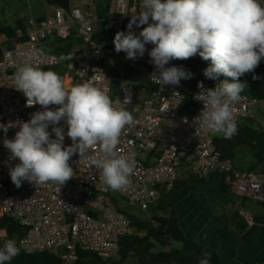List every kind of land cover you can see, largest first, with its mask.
<instances>
[{"label":"built area","instance_id":"built-area-1","mask_svg":"<svg viewBox=\"0 0 264 264\" xmlns=\"http://www.w3.org/2000/svg\"><path fill=\"white\" fill-rule=\"evenodd\" d=\"M142 2L112 0L101 21L81 8L55 9L52 16L17 29L13 39L0 38V124L10 126L7 133L0 129V222H15L26 230L19 247L27 256L62 254V264H77L80 250L112 260L118 254L121 240L132 237L134 232L129 218L113 206L109 196L115 195L147 213L159 205L164 193L175 190L182 167L188 168L191 177L198 181L219 178L249 224L254 218L246 212L247 203L264 206V173L242 171L231 161L222 160L214 143L217 133L206 130L200 120H195L203 109V102L193 98L199 91H191L181 84L163 85L151 76L156 69L148 51L154 45L147 44L145 54L131 60L126 59L125 52L117 53L114 48L97 42V28L101 23L107 26L106 30L118 27L126 33L129 21L143 10ZM260 3L264 6V0ZM146 26L134 24L132 31L139 35ZM72 38L81 43L84 52L49 54L58 42ZM114 59L127 71L147 80L153 90L137 92L123 77L112 80L101 65L105 63L118 70ZM29 62L59 74L66 90L94 76L91 78L94 86L105 91L116 108L122 106L118 98L123 102L130 94L131 103L124 107L131 112L133 122L122 129L116 147L118 156L135 161L134 172L125 188L119 191L108 188L101 170L91 165V159L104 156L99 144L81 158L78 153L71 156L69 165L74 175L63 185L55 182L35 185L24 181L17 188L12 183L9 168L19 161H9L10 152L3 141L14 139L19 131L17 122L28 121L32 113L43 110L39 104L26 106V97L15 88L18 67ZM170 66L178 67L176 59L166 65ZM222 80L217 79L211 87L204 88L213 89ZM240 95L241 99L232 104L237 133L246 121L264 127V100L254 101L243 93ZM189 104L197 111L189 112ZM48 107L55 110L58 106ZM165 125H173L177 134L169 130L170 136L164 139ZM58 126L67 133L63 120ZM51 129L50 125L48 131L54 139ZM71 143L65 135L64 146Z\"/></svg>","mask_w":264,"mask_h":264},{"label":"clouds","instance_id":"clouds-1","mask_svg":"<svg viewBox=\"0 0 264 264\" xmlns=\"http://www.w3.org/2000/svg\"><path fill=\"white\" fill-rule=\"evenodd\" d=\"M142 8L129 21L126 33L115 34V51L136 60L145 54L147 44L154 45L148 51L156 69L151 76L163 85H179L193 75L182 67H166L171 60L198 54L210 61L204 76L216 80L222 75L225 79L213 89H205L203 82H198L201 91L193 98L203 102V109L195 120H200L206 130L231 139L238 131L232 104L248 87L240 78L253 73L264 58V6L260 0H143ZM134 24L147 26L137 35L132 31ZM91 78L66 90L61 76L52 70H42L30 62L18 67L16 90L26 97V106L39 104L43 110L32 113L28 121L17 122L19 131L14 139L3 141L10 152L9 161H19L9 168L17 188L24 181L63 185L74 175L69 165L71 156L78 153L81 158L97 144L104 156L90 163L101 170L104 184L113 191L129 184L135 161L118 156L116 147L122 129L133 122L131 112L124 107L131 103L130 94L123 102L118 98L122 106L116 108ZM50 105L58 107L51 110ZM62 120L67 125L66 134L58 126ZM50 125L54 139L48 131ZM9 127L0 124L5 133ZM65 135L72 141L68 146H64ZM20 251L15 239H7L0 247V264H10ZM210 256L205 251L199 264H209Z\"/></svg>","mask_w":264,"mask_h":264},{"label":"trees","instance_id":"trees-1","mask_svg":"<svg viewBox=\"0 0 264 264\" xmlns=\"http://www.w3.org/2000/svg\"><path fill=\"white\" fill-rule=\"evenodd\" d=\"M6 0H0V4ZM112 0H99L97 3L96 17L98 20L105 18L107 8ZM49 7L55 9H65L69 11L70 0H46ZM30 21L20 20L14 26H8L0 18V38L3 40L13 39L17 29H25ZM101 31L106 29V25L101 23L99 25ZM119 31H123L119 28ZM76 40V39H75ZM97 40V39H96ZM72 40L58 44L63 46L65 53L72 50ZM78 41V40H77ZM79 42V41H78ZM98 42V41H97ZM80 43V42H79ZM101 45L108 46V41L105 39L100 41ZM69 50V51H68ZM178 67L191 72L192 78L181 80L180 84L191 91H200L198 82H203V87H211L217 79H225L222 75L216 80L209 79L204 76V69L210 65V61L203 60L198 54L194 58L186 60L176 59ZM102 68L106 69L108 76L116 81L121 79L131 85L137 92L140 90H153V87L147 80L143 79L136 73L129 71H122L118 68L115 70L108 64H102ZM253 75L260 78L253 80ZM230 79V78H229ZM242 81H247L248 87L242 92L250 100L263 101L264 100V58L261 59L259 66L253 73H246L240 78ZM115 90L117 83L114 84ZM189 112H196L197 108L189 104ZM214 143L222 160L231 161L238 169L253 174L264 173V127L256 125L254 122L246 121L237 134L231 139H225L222 136L215 137ZM192 180H195L192 178ZM198 180H195L196 182ZM201 182L202 181H198ZM184 183H179L182 186ZM179 185L175 190L169 194L164 193L162 200L169 199L168 205L164 208L169 210V215L164 220L157 217L150 221L144 220L140 217L130 215L122 211L117 202L113 201L109 196L110 202L120 212L125 214L131 224L134 232L132 237H125L121 240L119 245V261L104 260L98 255L78 251L77 264H125L131 257L137 259L139 264H199L200 259L205 251L211 253L209 264H222L219 257L212 251L189 241L182 230L180 229L177 216L175 213V206L189 195V192L178 191ZM224 189V188H223ZM224 191H226L224 189ZM163 200V201H164ZM162 201V202H163ZM153 209V208H152ZM6 230V239L0 240V247L4 245L7 239H15L17 245L26 235V230L18 223L9 222ZM174 244L182 246L181 250L172 249ZM63 255L43 254L37 256H27L22 251L17 255L10 264H62Z\"/></svg>","mask_w":264,"mask_h":264},{"label":"crops","instance_id":"crops-1","mask_svg":"<svg viewBox=\"0 0 264 264\" xmlns=\"http://www.w3.org/2000/svg\"><path fill=\"white\" fill-rule=\"evenodd\" d=\"M89 3L84 4L85 9ZM54 11L55 8L51 16ZM74 42L79 43L74 39L72 45ZM194 181L178 184L175 192L177 195L185 190L189 192L174 209L185 237L214 252L222 264H264V210L248 212L246 206V212L254 218L249 224L239 212L236 200L224 191L219 178L210 177L202 183ZM168 202L165 198L162 209ZM166 211L169 210L165 214Z\"/></svg>","mask_w":264,"mask_h":264},{"label":"rangeland","instance_id":"rangeland-1","mask_svg":"<svg viewBox=\"0 0 264 264\" xmlns=\"http://www.w3.org/2000/svg\"><path fill=\"white\" fill-rule=\"evenodd\" d=\"M98 1L99 0H70V5L73 8L74 7L81 8L82 10H84V12H87L95 16L97 13ZM88 2H90L89 4L91 5V7H87L85 9L84 7L86 5L84 4ZM52 12H53V8L48 6L46 0H6L0 4V18L8 26H14L20 20H28L30 22L37 23L39 21H42L50 17ZM117 31H119L118 27H113L111 30L105 29L104 31H101V28L98 27L96 39L99 44H101L100 41L106 39L108 41V46L115 49L113 40ZM63 50H65L63 46L57 44L53 49V51L49 52V54L50 55L64 54L65 51ZM70 51L73 53H81L85 51V48L80 43L74 42L72 46V50ZM195 56L191 58H194ZM113 61L117 66V68H119L122 71L125 70L127 71V69L119 61L115 59ZM259 118L261 117L259 116ZM164 129H165V132L163 133L164 139H167L170 136L169 130H171L173 134H177V131L175 130V127L173 125H165ZM220 136H222V134L217 133L216 137H220ZM179 179H181L182 183L192 181V177L188 168L182 167L180 169ZM111 198L113 201L117 202L119 208L125 213L140 217L147 221H150L152 218L155 217L164 220L165 217L169 214V211H166L165 214L164 212L165 210L162 209L163 206L162 201L164 200V199L162 200V198L160 200L159 205L153 209H150L147 213H142L141 210L137 207L129 206L126 201L122 200L121 198L115 195H111ZM108 200L111 201L109 198ZM246 206L248 212H252L251 209L264 210V206L252 202L247 203ZM5 239H6V233L0 232V240L4 241ZM172 249L181 250L182 246L179 244H174ZM112 260L119 261L120 260L119 254L115 255ZM125 264H139V263L137 259L131 257Z\"/></svg>","mask_w":264,"mask_h":264},{"label":"water","instance_id":"water-1","mask_svg":"<svg viewBox=\"0 0 264 264\" xmlns=\"http://www.w3.org/2000/svg\"><path fill=\"white\" fill-rule=\"evenodd\" d=\"M8 222L6 221H1L0 222V230H3V231H0V232H6L7 228H8Z\"/></svg>","mask_w":264,"mask_h":264}]
</instances>
